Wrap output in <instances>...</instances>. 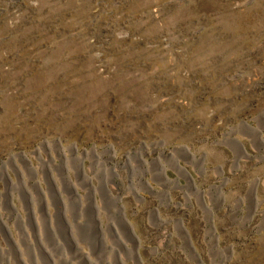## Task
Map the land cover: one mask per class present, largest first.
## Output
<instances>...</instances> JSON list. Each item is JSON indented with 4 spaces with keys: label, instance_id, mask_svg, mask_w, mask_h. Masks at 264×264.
I'll return each instance as SVG.
<instances>
[{
    "label": "rangeland",
    "instance_id": "rangeland-1",
    "mask_svg": "<svg viewBox=\"0 0 264 264\" xmlns=\"http://www.w3.org/2000/svg\"><path fill=\"white\" fill-rule=\"evenodd\" d=\"M0 264H264V0H0Z\"/></svg>",
    "mask_w": 264,
    "mask_h": 264
},
{
    "label": "bare ground",
    "instance_id": "bare-ground-1",
    "mask_svg": "<svg viewBox=\"0 0 264 264\" xmlns=\"http://www.w3.org/2000/svg\"><path fill=\"white\" fill-rule=\"evenodd\" d=\"M247 154V153H246ZM172 155V154H171ZM194 155V154H193ZM193 155L191 156V157H193ZM25 156V155H24ZM28 159V158H27ZM194 159V158H193ZM29 160V159H28ZM150 163V162H149ZM175 163H176V161H175ZM30 165V164H29ZM177 165H178V167L183 171V172H185V173H188L186 170H185V168L184 167H182V166H180L178 163H177ZM189 176V175H188ZM190 177V176H189ZM149 186V185H148ZM180 189V188H179Z\"/></svg>",
    "mask_w": 264,
    "mask_h": 264
}]
</instances>
